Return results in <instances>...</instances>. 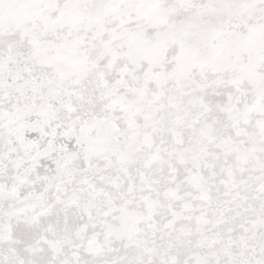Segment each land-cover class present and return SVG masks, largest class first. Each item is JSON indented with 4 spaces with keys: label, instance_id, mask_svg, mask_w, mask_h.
I'll list each match as a JSON object with an SVG mask.
<instances>
[{
    "label": "snow or ice",
    "instance_id": "obj_1",
    "mask_svg": "<svg viewBox=\"0 0 264 264\" xmlns=\"http://www.w3.org/2000/svg\"><path fill=\"white\" fill-rule=\"evenodd\" d=\"M0 264H264V0H0Z\"/></svg>",
    "mask_w": 264,
    "mask_h": 264
}]
</instances>
